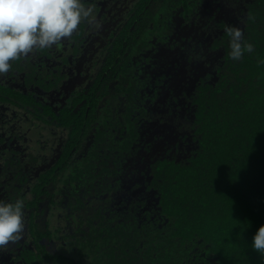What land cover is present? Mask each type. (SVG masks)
Masks as SVG:
<instances>
[{
	"label": "trees",
	"instance_id": "obj_1",
	"mask_svg": "<svg viewBox=\"0 0 264 264\" xmlns=\"http://www.w3.org/2000/svg\"><path fill=\"white\" fill-rule=\"evenodd\" d=\"M240 4L227 20L218 11L207 14L211 35L207 53L216 57L217 64L207 71L206 85L196 86L189 94L171 87L166 96L168 104L177 107L184 98L196 105L189 129L176 124L171 110L163 111L167 126L152 136L138 138L130 130L132 125L123 135L120 128L117 137L124 141L126 153L120 157L122 162L117 159L108 170L102 167L108 165V156L104 162L99 157L98 161L72 162L80 139L92 133L96 94L82 95L87 100L83 108L91 110L88 119L62 111L64 125L73 126V138L56 164L39 174L29 192L19 188L8 195L0 186V200L22 199L28 216L25 237L12 249L20 264H264V255L251 246L264 225V0H241ZM230 28L241 30L243 43L253 45V51H245L238 61L229 56ZM30 96L7 91L0 98L13 107L25 104L32 109ZM111 135L118 144L119 139ZM166 138L171 140L163 150L153 149L159 139ZM91 153L95 157L96 152ZM69 166L75 172L70 175L74 183L68 197L75 202L67 205L73 225L66 238L77 259L46 251L39 240L50 233L42 231L34 218L48 195L46 186L59 183ZM123 167L125 182H107L118 173L123 177L119 171ZM82 181L88 186L84 199L79 196ZM109 198L122 204L109 212L115 218L105 220L102 201ZM137 205L145 208L144 221L135 218ZM81 213L93 215L85 221L87 232L80 230ZM79 233L86 235L78 237Z\"/></svg>",
	"mask_w": 264,
	"mask_h": 264
},
{
	"label": "flooded vegetation",
	"instance_id": "obj_2",
	"mask_svg": "<svg viewBox=\"0 0 264 264\" xmlns=\"http://www.w3.org/2000/svg\"><path fill=\"white\" fill-rule=\"evenodd\" d=\"M83 3L93 9L92 16L71 37L10 61V71L0 75V97L4 92L16 91L33 99L32 109H27L25 104L13 107L0 98V186L7 189L8 195H14L19 188L22 193L29 192L39 174L59 160L73 138V126L64 125L62 111H68L69 116L83 114V119L90 115V107L83 108L87 100L82 95L96 94L92 97L96 99L90 119L93 127L90 135L80 139L77 157L72 162L81 158L87 159L84 162L98 161L97 157L104 162L108 156V165L102 167L111 170L126 153L124 141L117 137L120 128L123 135L128 134L127 127L132 125L130 130L138 138L152 136L167 126L164 110L172 111L182 130L189 129L196 105L184 98L183 105L177 107L168 104L166 96L171 87L189 94L196 86L206 85L207 71L217 64L216 57L207 53V41L211 38L207 14L218 11L222 20H227L241 0L208 3L207 0H83ZM222 9L226 18L221 15ZM188 59L191 60L185 63ZM110 132L119 139L118 144ZM159 140L153 149L163 150L171 138ZM114 146L120 150L116 151ZM92 151L96 152L95 157L91 156ZM74 170L66 167L59 183L46 186L48 195L39 203L34 216L39 228L50 233L49 238L39 242L52 254L57 253L49 245L53 233L39 223L41 206L46 204L58 212L65 240L73 225L68 219L67 205L75 202L68 197ZM126 175L127 172L123 177L118 173L107 182L114 183L117 179L125 182ZM126 181L132 183L129 178ZM87 187L84 181L80 183L81 199ZM105 200L102 201L105 220L115 218L109 212L122 203ZM143 209L137 205L138 222L144 221ZM81 216L80 230L87 232L85 221L93 215L81 213ZM25 233L24 230L21 239ZM84 234L79 233L78 237ZM19 241L0 250V264H20L18 256L12 254Z\"/></svg>",
	"mask_w": 264,
	"mask_h": 264
},
{
	"label": "clouds",
	"instance_id": "obj_3",
	"mask_svg": "<svg viewBox=\"0 0 264 264\" xmlns=\"http://www.w3.org/2000/svg\"><path fill=\"white\" fill-rule=\"evenodd\" d=\"M92 12L83 0H0V75L10 71V61L71 37ZM227 33L232 60L238 61L245 51H253L252 44L243 43L241 30L230 28ZM24 206L22 199L14 203L0 200V250L21 239ZM251 246L264 255V225L253 236Z\"/></svg>",
	"mask_w": 264,
	"mask_h": 264
},
{
	"label": "rangeland",
	"instance_id": "obj_4",
	"mask_svg": "<svg viewBox=\"0 0 264 264\" xmlns=\"http://www.w3.org/2000/svg\"><path fill=\"white\" fill-rule=\"evenodd\" d=\"M40 216L41 221L39 223L41 224V227H46L53 233L52 240L49 241V245L55 249L58 254H62L66 257H74L77 259L78 256L71 254L70 250L68 249L67 238L65 240L63 238L64 224L61 221L58 212L45 204L41 206Z\"/></svg>",
	"mask_w": 264,
	"mask_h": 264
}]
</instances>
